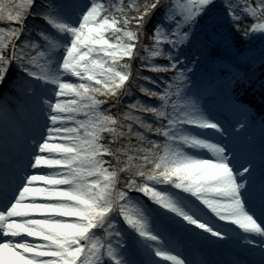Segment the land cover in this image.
Returning a JSON list of instances; mask_svg holds the SVG:
<instances>
[{
  "label": "snow or ice",
  "instance_id": "obj_1",
  "mask_svg": "<svg viewBox=\"0 0 264 264\" xmlns=\"http://www.w3.org/2000/svg\"><path fill=\"white\" fill-rule=\"evenodd\" d=\"M3 21L0 264H264V0H21Z\"/></svg>",
  "mask_w": 264,
  "mask_h": 264
},
{
  "label": "rangeland",
  "instance_id": "obj_2",
  "mask_svg": "<svg viewBox=\"0 0 264 264\" xmlns=\"http://www.w3.org/2000/svg\"><path fill=\"white\" fill-rule=\"evenodd\" d=\"M0 2L5 4L13 3L12 0H0ZM200 71H203V69L201 68ZM249 135L253 138L255 142V146L258 149L262 137H264V132L261 131L259 126H256L249 130ZM15 136H16V128L14 124L11 121H8L7 123L0 121V161L3 160L5 155L11 153L12 144ZM212 254H216V253L213 252Z\"/></svg>",
  "mask_w": 264,
  "mask_h": 264
},
{
  "label": "trees",
  "instance_id": "obj_3",
  "mask_svg": "<svg viewBox=\"0 0 264 264\" xmlns=\"http://www.w3.org/2000/svg\"><path fill=\"white\" fill-rule=\"evenodd\" d=\"M13 1V3H20L21 2V0H12ZM0 23H7L6 21H3V22H0ZM260 40L259 39H257L256 41H254V47L257 49V50H259V46H260ZM263 115H264V113H263Z\"/></svg>",
  "mask_w": 264,
  "mask_h": 264
}]
</instances>
